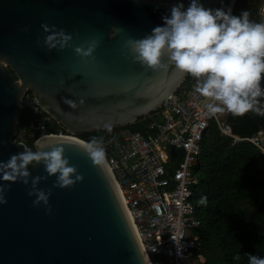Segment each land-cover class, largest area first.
<instances>
[{
  "label": "water",
  "instance_id": "obj_1",
  "mask_svg": "<svg viewBox=\"0 0 264 264\" xmlns=\"http://www.w3.org/2000/svg\"><path fill=\"white\" fill-rule=\"evenodd\" d=\"M235 1L223 0V5L233 11ZM177 2L0 0V162L27 150L14 139L26 90L77 135L128 125L158 109L188 74L171 65L166 70L142 66L127 41L161 24ZM202 3L222 6V0ZM60 30L72 39L61 48L57 36L47 46L46 36ZM90 45L89 56L75 51ZM78 139L52 134L34 142L37 151L60 142L81 176L64 188L54 186V175L41 180L38 189H51L47 205L34 204L35 194L28 195L31 176H47L43 162L28 166V185L0 181L9 185L7 202L0 204V264H148L111 174L102 162L91 160L87 142Z\"/></svg>",
  "mask_w": 264,
  "mask_h": 264
},
{
  "label": "built area",
  "instance_id": "obj_2",
  "mask_svg": "<svg viewBox=\"0 0 264 264\" xmlns=\"http://www.w3.org/2000/svg\"><path fill=\"white\" fill-rule=\"evenodd\" d=\"M257 17L264 22V0ZM197 82L181 85L153 112L136 121L140 129L125 125L107 126L100 131L99 146L104 148V163L112 176L148 264H190L198 241L201 221L197 216L192 175L204 151L203 140L210 121L233 138V144L247 141L264 159V134L241 137L225 122V112L209 114V98L197 91ZM264 104V98H260ZM22 111L33 117L16 131L15 141L26 145L46 135L79 137L59 123L26 90ZM58 127L48 131V125ZM80 138V137H79ZM85 141V140H84ZM86 142V141H85ZM88 143V142H87ZM198 261H203L201 255Z\"/></svg>",
  "mask_w": 264,
  "mask_h": 264
},
{
  "label": "clouds",
  "instance_id": "obj_3",
  "mask_svg": "<svg viewBox=\"0 0 264 264\" xmlns=\"http://www.w3.org/2000/svg\"><path fill=\"white\" fill-rule=\"evenodd\" d=\"M162 23L140 39H129L133 59L142 66L166 70L174 66L181 75L188 74L197 80L196 91L209 98L206 105L209 114L228 112L242 116L247 112L264 115V87L261 85L264 74V22H253L247 10L234 15L230 6L219 8L205 7L202 0H178L161 17ZM44 27V25H42ZM45 31L47 29L45 28ZM61 38L60 47L72 37L63 30L49 34L45 44L55 37ZM94 46L86 50L77 47L75 51L82 56H89ZM51 49V47H49ZM167 61H163V57ZM69 106L75 102L68 99ZM60 142L50 141L41 145L40 150H24L12 154L6 162H0V181H22L29 184V165L43 162L47 176H31V190L35 194L34 204H48L51 189L46 193L38 189L41 180L55 176L54 186L71 187L81 179L75 166L63 155ZM46 146L50 150L44 151ZM87 155L95 163L104 158V148L92 139L87 144ZM9 185L0 184V204L6 203L5 192ZM202 196L199 203H206ZM249 264H264V256L248 254Z\"/></svg>",
  "mask_w": 264,
  "mask_h": 264
},
{
  "label": "trees",
  "instance_id": "obj_4",
  "mask_svg": "<svg viewBox=\"0 0 264 264\" xmlns=\"http://www.w3.org/2000/svg\"><path fill=\"white\" fill-rule=\"evenodd\" d=\"M259 2L236 0L232 13L239 15L241 10H247L251 21L260 22L257 17ZM190 82L197 80L188 75L183 85ZM32 117V112L24 109L16 130L26 126ZM225 122L241 137L264 134V115L255 112L242 116L226 112ZM125 127L140 129L136 122ZM57 128L48 125L50 132H57ZM100 134V131H93L79 137L86 142L94 139L99 146ZM25 143L27 149L37 151L32 140ZM203 146L205 163L200 178L201 189L195 194L201 226L190 264H249V253L264 256L263 156L247 141L233 144V138L223 134L214 121H210L205 132ZM202 196L207 197L206 203H199ZM198 255L203 261H198Z\"/></svg>",
  "mask_w": 264,
  "mask_h": 264
},
{
  "label": "rangeland",
  "instance_id": "obj_5",
  "mask_svg": "<svg viewBox=\"0 0 264 264\" xmlns=\"http://www.w3.org/2000/svg\"><path fill=\"white\" fill-rule=\"evenodd\" d=\"M221 113H223V112H221ZM77 138H79V137H77ZM198 158H199V165L197 167V171L196 172L192 171V175L197 180L193 184L194 191H199L201 189L200 178H201L202 168H203L204 163H205V155H204V151L203 150L199 154ZM199 228L200 227L196 228V230L199 231ZM190 261H193V259H190Z\"/></svg>",
  "mask_w": 264,
  "mask_h": 264
},
{
  "label": "bare ground",
  "instance_id": "obj_6",
  "mask_svg": "<svg viewBox=\"0 0 264 264\" xmlns=\"http://www.w3.org/2000/svg\"><path fill=\"white\" fill-rule=\"evenodd\" d=\"M72 139H75V140H80V139H78V138H76V137H72ZM88 144V143H87ZM86 145V144H85ZM102 163L104 164V166L106 167V165H105V163H104V160L102 161ZM118 191V190H117ZM118 195H119V192H118ZM119 197H120V195H119ZM120 199H121V197H120ZM121 202H122V199H121ZM122 204H123V202H122ZM124 206V205H123ZM127 213V212H126ZM127 216H128V218H129V221L130 222H132L131 221V217L127 214ZM147 260V259H146Z\"/></svg>",
  "mask_w": 264,
  "mask_h": 264
}]
</instances>
